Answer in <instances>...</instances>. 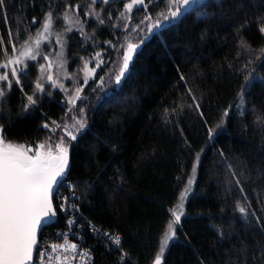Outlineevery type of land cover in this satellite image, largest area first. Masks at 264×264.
<instances>
[{
  "label": "trees",
  "instance_id": "16d2710c",
  "mask_svg": "<svg viewBox=\"0 0 264 264\" xmlns=\"http://www.w3.org/2000/svg\"><path fill=\"white\" fill-rule=\"evenodd\" d=\"M82 1L4 0L0 64L18 29ZM93 28L99 41L115 42V32ZM70 43L71 54L82 48ZM102 74L90 89H100L92 86ZM33 75L7 87L6 141L33 142L50 122L63 127L58 93L23 112ZM97 93L83 92L87 128L69 147L66 170L94 264H154L195 167L161 264H264V0H204L142 44L118 88ZM96 230L117 234L120 246L106 249Z\"/></svg>",
  "mask_w": 264,
  "mask_h": 264
},
{
  "label": "rangeland",
  "instance_id": "374dc122",
  "mask_svg": "<svg viewBox=\"0 0 264 264\" xmlns=\"http://www.w3.org/2000/svg\"><path fill=\"white\" fill-rule=\"evenodd\" d=\"M203 1L198 0V3L194 4L192 8ZM131 2L132 0H107V2L105 0H83L81 4L66 7L60 13L52 12L47 14L39 23V26L34 29L23 30L24 33L19 31L20 29L17 30L15 35H13L14 42L10 46L11 54L5 55L4 65L0 64V76L6 75L8 77L7 80H0V93H2L0 95V115L3 113L2 104L8 92L9 83L20 85V78L24 77L29 69H32L34 75L31 95L24 97L23 112L35 108L40 100L52 98L55 93H58L66 108V114L62 120L63 127L56 122L47 123L45 124L47 125L45 129L48 134L33 142L16 143L6 141L7 143L17 147L22 146L23 150L30 156H35L38 153L47 155L49 152L52 156H57L59 152L57 146L61 142L69 150L75 140L66 133L77 136L87 128L88 117L86 116V109L89 107V100L84 97L83 92L86 89L91 93L98 92L97 99H99L100 94L108 95L111 88H118L129 71L128 69L125 72L119 83L116 82V76L122 67L123 54L127 51V45L129 43L137 44V52L142 44L153 34L176 22L181 16L169 17L167 20L161 16V13H168V0H153L148 7L145 4H136L131 11H128L127 5ZM141 7H144L143 11H137V8ZM49 15L52 18V27L48 33H44L40 46L37 48L35 39L38 33L43 32V25ZM148 17H151V19ZM157 23L160 24V27H153ZM93 27L97 29L106 27L115 32V42L99 41L96 38V30ZM71 38H75L81 43L82 48H77L79 51L84 50L88 54H81L78 50L76 53L73 50L74 52L71 54ZM26 46L33 48L35 59L24 57L21 63L10 64L9 60L20 58V54ZM109 52H111L110 58L104 61V55H108ZM111 57L113 60H111ZM74 61H76L75 64H73ZM85 65H87V69ZM13 69H15V75H13ZM97 71L103 74L92 87H100V89L92 90L88 85L91 81L94 82ZM49 77L51 78L49 79ZM38 84L40 85L39 88L37 87ZM78 90H80L79 98L76 99ZM29 97H32L31 102L28 99ZM78 121L84 123L83 128L80 127ZM221 128L218 127L215 131H219ZM29 148L33 150L32 153L28 152ZM195 175L196 167L181 191L182 194L185 193L186 189L188 190L183 204L192 193ZM180 203L181 195L177 208ZM176 224L174 223L173 225ZM166 232H168V229ZM167 246L163 249L162 255ZM159 254H161V251Z\"/></svg>",
  "mask_w": 264,
  "mask_h": 264
},
{
  "label": "snow or ice",
  "instance_id": "6c2138e0",
  "mask_svg": "<svg viewBox=\"0 0 264 264\" xmlns=\"http://www.w3.org/2000/svg\"><path fill=\"white\" fill-rule=\"evenodd\" d=\"M3 3L4 0H0V5ZM168 3V13H161L165 20L188 12L194 4L198 3V0H168ZM136 4L144 5L145 0H132L127 5V10L131 11ZM148 18L151 19V17ZM51 27L52 18L49 15L43 25V32L38 33L35 39L37 48L40 46L44 33H48ZM153 27L159 28L160 24L157 23ZM137 47L138 45L133 43L127 45V51L123 54L122 67L116 76L117 83L128 71ZM33 52L32 47L26 46L21 52L20 58L9 60V63L19 64L24 57L35 59ZM85 68L87 69V65ZM13 75H15V69H13ZM7 79L6 75L0 76V80ZM37 87L39 88L40 85L38 84ZM79 91H77L76 99L79 98ZM28 99L30 102L32 101V97ZM72 102L74 103V101ZM225 116H227V112H225ZM78 123L81 128L84 127L83 122L78 121ZM66 134L73 140L76 139V136L71 133ZM57 147L59 152L54 158L50 152L47 155L38 153L35 156H30L22 146L17 147L7 143L6 138L0 134V264H30L37 244L38 229L55 217L52 197L59 186L64 183L68 168L67 147L63 146V142ZM187 191L186 189L185 193L181 194L179 207L172 210L174 221L168 226V232L165 233L162 241L161 254L157 255L155 264H161L163 249L175 235L173 224L181 219L183 200ZM240 212L244 213L245 209L241 207ZM115 243L119 244V237L115 239ZM59 247L61 246L54 245L53 249ZM71 248L75 249L76 245H71Z\"/></svg>",
  "mask_w": 264,
  "mask_h": 264
},
{
  "label": "built area",
  "instance_id": "2783aa9c",
  "mask_svg": "<svg viewBox=\"0 0 264 264\" xmlns=\"http://www.w3.org/2000/svg\"><path fill=\"white\" fill-rule=\"evenodd\" d=\"M74 191L73 185L66 179L56 190L53 199L56 214L52 225L57 224V226L44 232L38 240L32 264H94L90 243L85 236L84 226L79 218L81 216L78 205L79 198ZM59 215L64 218L62 224L57 223ZM91 228H94L93 224L89 225V230L93 233ZM96 231L102 234L100 231ZM102 237L106 240V249H109L110 246L118 248L121 244L120 237L115 233L105 232ZM117 237H119V244L115 243ZM54 245L61 247L54 250ZM71 245H76V248L72 249Z\"/></svg>",
  "mask_w": 264,
  "mask_h": 264
},
{
  "label": "water",
  "instance_id": "95a60500",
  "mask_svg": "<svg viewBox=\"0 0 264 264\" xmlns=\"http://www.w3.org/2000/svg\"><path fill=\"white\" fill-rule=\"evenodd\" d=\"M28 152H29V153H32L33 150H32L31 148H29V149H28ZM52 157L54 158V157H56V155H53ZM53 196H54V195H53ZM52 206H53V197H52ZM53 209H54V207H53ZM53 221H54V217H53L52 219H50L49 222H48L46 225H43L40 229H38V231H37V237H36V239H37V243H38V239H39V236H40L41 231H42L44 228H46V227L52 225ZM36 247H37V244H36V246H35V249H34V252H33V257H32V260L30 261V264H32V262H33V260H34V256H35V252H36ZM154 264H155V263H154Z\"/></svg>",
  "mask_w": 264,
  "mask_h": 264
}]
</instances>
